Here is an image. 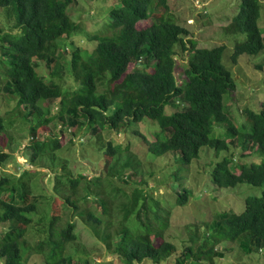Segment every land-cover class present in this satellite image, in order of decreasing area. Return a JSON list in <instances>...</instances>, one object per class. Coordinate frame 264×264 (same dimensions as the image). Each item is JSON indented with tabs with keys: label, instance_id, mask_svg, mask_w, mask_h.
<instances>
[{
	"label": "trees",
	"instance_id": "16d2710c",
	"mask_svg": "<svg viewBox=\"0 0 264 264\" xmlns=\"http://www.w3.org/2000/svg\"><path fill=\"white\" fill-rule=\"evenodd\" d=\"M77 1L0 0V20L14 19L10 31L0 28V97L16 104L12 111L0 114V148L12 123L4 115L9 117L18 111L29 125L31 162L47 158L53 165L59 163V141L37 139V126L44 128L51 122L73 135L75 129L88 132L95 139L97 153L103 141V175L88 179L77 172L72 177L64 165L65 174L55 176V192L47 191L48 195L36 199L27 173L13 180L1 174L0 225L5 229L0 232V258L3 264H23L27 254L33 253L43 255V264L76 262L74 256L66 254L77 243L76 225L70 219L65 225L57 224L64 212L61 206L49 204L55 199L75 213L92 232L99 249L103 247L106 254L116 256L120 264H141L146 259L161 264L177 253L176 246L166 239L172 208L187 205L191 193L183 189L177 197L171 195L175 206L170 207L167 200L153 195L149 181L175 191V156L190 164L208 147L217 152L232 150L212 172L217 188H235L243 183L262 186L264 102L258 113L239 109L244 123L234 125L225 111V97L236 89L231 72L223 65L226 47L196 48V43L189 40L190 32L175 20L171 0H92L109 9L107 21L96 22L91 28L73 20L69 13ZM240 1L241 10L226 32L248 38L235 43L234 64L241 56L264 50V35L259 28L262 3ZM143 22L147 25L139 27ZM83 29L93 33L80 35ZM80 42L83 48L77 45ZM180 59L186 79L178 84L175 70ZM38 62L47 64L45 75L37 71ZM70 80L75 88L68 86ZM56 100L60 103L53 116L48 104ZM34 117L38 120L35 126ZM247 122L251 131L241 135ZM221 126L226 139L213 137ZM132 128L143 142L144 157L131 148L133 135L123 144L103 138L110 131L127 133ZM248 152L263 159L245 164ZM167 156H172L174 163L160 170L163 174L157 179V161ZM236 156L244 159L238 162ZM9 159L10 154L0 151V165ZM233 164L241 165L239 173L233 171ZM81 203L90 206L81 207ZM197 229L199 232L201 227ZM201 232L204 242L198 250L187 247L176 264H203L204 259L218 264L216 259L223 255L216 246L229 242H238L249 257L263 255L264 193L246 199L240 215H219ZM28 233H38L41 239L30 243Z\"/></svg>",
	"mask_w": 264,
	"mask_h": 264
},
{
	"label": "rangeland",
	"instance_id": "374dc122",
	"mask_svg": "<svg viewBox=\"0 0 264 264\" xmlns=\"http://www.w3.org/2000/svg\"><path fill=\"white\" fill-rule=\"evenodd\" d=\"M260 1L262 3V13L259 20V28L264 35V0ZM171 2L174 4L173 10L177 16L175 20H178L180 25L190 32L189 40H193L196 43V48H215L222 45L226 47L223 65L231 72L236 83V89L231 95H226L225 111L233 118L236 127L238 125L241 126L244 122L241 121L239 109L250 108L258 113L261 104L264 102V50L254 56H241L236 64L232 62L235 43L245 41L248 38L247 35L233 36L228 35L226 32V28L241 10V1L171 0ZM101 5L102 2L78 0L76 4L70 6L69 13L73 20L81 21L83 26L91 28L96 26V22L107 21L106 12L109 7H101ZM2 12L3 10H0V13ZM4 21V18L0 20V28L10 31V25H14V19L5 21V23ZM146 25L147 22H143L139 27H145ZM11 32L16 33L17 31ZM86 32L93 33L91 30L84 31L83 29L80 35H84ZM77 45L82 48L84 47L82 42ZM85 47L90 46L86 45ZM181 62L184 63L180 59L175 70L178 84L186 79ZM37 71L45 75L47 73V64L38 62ZM68 86L70 88L76 87L72 80L68 82ZM99 91L102 92L103 88L100 87ZM175 102H179V99H176ZM59 103L60 100H56L48 104V107L52 109L53 116L58 113ZM15 105V102L9 103L6 99L0 97V114L3 115L5 112L12 111ZM19 114L20 112L17 111L11 116L9 115V117H6V114L4 115L5 119L7 121L11 119L12 123L8 124L9 126L6 134L3 136L0 151L10 154V159L0 165V175L2 174L13 180L14 177L27 173L26 176L29 177L27 180H30L32 192L37 197L36 199L42 198L45 194L48 195L49 191L55 192L53 190L55 187V176L57 174H65L62 169L64 165H67L66 170L68 174L71 172L72 177L76 176L77 172L85 175L88 179L103 175L104 165L101 164L104 163L105 155L103 141L99 143L100 152L97 153L95 150V139L88 132L75 129L74 133L76 135H73L64 126L60 124L56 126L51 122L47 123L44 128L37 126V139L49 142L51 138L59 141L61 149L58 150L56 155L59 158V163L53 165L47 158L39 160L36 163L31 162V155L33 153L31 148L32 137L29 125L24 123ZM244 118L246 120V117ZM32 122L34 126L38 124L37 118L34 117ZM246 124L247 129H241V135L250 133L251 131L250 122ZM134 130L135 128H132L127 133L123 132L125 130L114 133L110 131L109 134H103V138L107 141H112L114 144H123L132 135L135 136L133 134ZM216 130L217 135L213 134V137L226 139L227 134L224 127H218ZM132 139L133 144H131V148L135 153L144 157L146 150L142 148V140L136 136ZM228 153L231 154L232 150L230 152H217L214 149L205 147L201 150L199 159L190 164L182 162L179 157L175 156V165L173 167V170L175 169V191L166 186L158 185L153 180L149 181L148 188L152 189L153 195L167 200L170 207L172 204H175L171 200V195L175 194V197H177V193L183 189L191 193L187 205L172 208L171 228L167 233L166 239L176 246L177 253H174L161 264H176L181 253L186 251L189 246H192L194 251H197L198 247L204 242L201 231L207 223L212 222L217 216L222 214H232L233 212L240 215L244 211L246 199L261 197L263 195L264 184L260 187H255L243 183L235 188L221 189L213 184L212 172L217 163L222 161ZM244 156L246 157V160H243L245 164L252 161L258 163L263 159L260 155L258 156L256 153L250 152ZM236 158L238 162L244 159L239 156H236ZM97 159L99 162L96 161ZM173 163L172 156L159 159L156 168H154L155 172H159L156 178L158 179L163 174L160 170L170 168ZM240 166L233 164V171L239 173ZM32 199L34 198L30 197V201H34ZM52 203L54 207L61 206L60 208L64 212L61 221H58L57 224L61 222L62 225H65L66 220L70 219L76 225L77 243L70 246L69 252H66V254L75 257L76 262L73 264H78L79 261H87V264H120L116 256L106 254L103 247L99 249V245L92 232L81 223V220L78 219L75 213L68 211L63 206L62 201L52 199L49 204ZM81 204V207L90 206V203L87 205ZM43 205L47 208V212H49L47 203L43 202ZM43 208H41V212L45 211ZM37 218V216L34 217V219ZM198 226L201 227L199 232L197 231ZM4 229L5 226L3 224L0 225V232L4 231ZM42 237L46 238L43 235ZM40 239L41 237L38 236V233H28L27 235V240L30 243H36ZM215 250L223 255L222 258L216 259L218 264H264V254H255L252 255L253 257H249L242 251L238 242L221 243L216 246ZM28 254L24 258L23 264H43L44 257L42 254ZM79 257L80 259H78ZM202 262H204L203 264L210 263L206 259ZM0 264H3L1 258ZM141 264L154 263L146 259Z\"/></svg>",
	"mask_w": 264,
	"mask_h": 264
}]
</instances>
